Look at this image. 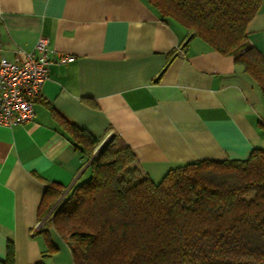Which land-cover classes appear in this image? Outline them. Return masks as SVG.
Returning a JSON list of instances; mask_svg holds the SVG:
<instances>
[{
	"label": "crops",
	"instance_id": "0c3cea01",
	"mask_svg": "<svg viewBox=\"0 0 264 264\" xmlns=\"http://www.w3.org/2000/svg\"><path fill=\"white\" fill-rule=\"evenodd\" d=\"M264 54V0L247 27ZM40 37L54 61L34 101L33 120L0 125V259L33 264L46 245L37 208L47 182L67 191L90 175L89 161L54 116L93 136L117 134L157 182L201 159H246L264 148V96L231 56L188 36L147 0H0V54L31 50ZM57 251L45 264H73Z\"/></svg>",
	"mask_w": 264,
	"mask_h": 264
},
{
	"label": "trees",
	"instance_id": "16d2710c",
	"mask_svg": "<svg viewBox=\"0 0 264 264\" xmlns=\"http://www.w3.org/2000/svg\"><path fill=\"white\" fill-rule=\"evenodd\" d=\"M147 2L188 36L231 56L264 96V54L247 33L261 0ZM53 114L89 161L90 175L57 204L65 187L47 182L37 208L46 248L33 264L57 251L49 228L73 264H264V148L246 159L187 162L155 182L117 134L96 137ZM0 264H15L11 242Z\"/></svg>",
	"mask_w": 264,
	"mask_h": 264
},
{
	"label": "built area",
	"instance_id": "2783aa9c",
	"mask_svg": "<svg viewBox=\"0 0 264 264\" xmlns=\"http://www.w3.org/2000/svg\"><path fill=\"white\" fill-rule=\"evenodd\" d=\"M50 51L47 38L40 37L31 50H17L12 58L0 54V125L12 127L33 120V104L48 79L50 65L73 59L66 53L55 59Z\"/></svg>",
	"mask_w": 264,
	"mask_h": 264
},
{
	"label": "rangeland",
	"instance_id": "374dc122",
	"mask_svg": "<svg viewBox=\"0 0 264 264\" xmlns=\"http://www.w3.org/2000/svg\"><path fill=\"white\" fill-rule=\"evenodd\" d=\"M100 147H101V146H98V147L96 148V151H98V149H99ZM60 198H61V197H60ZM60 198H59V199H60ZM59 199H58V200H59ZM58 200H57V201H58ZM38 225H39V227H40V226L42 225V221H41V222H39V224H38Z\"/></svg>",
	"mask_w": 264,
	"mask_h": 264
},
{
	"label": "water",
	"instance_id": "95a60500",
	"mask_svg": "<svg viewBox=\"0 0 264 264\" xmlns=\"http://www.w3.org/2000/svg\"><path fill=\"white\" fill-rule=\"evenodd\" d=\"M65 193H66V190L62 193L61 198L65 195ZM61 198H60V199H61ZM60 199H59V200H60ZM59 200L56 202V204L59 202ZM56 204H55V205H56Z\"/></svg>",
	"mask_w": 264,
	"mask_h": 264
}]
</instances>
